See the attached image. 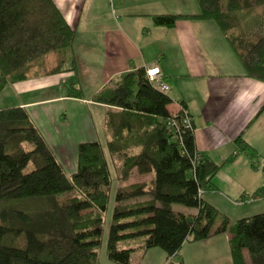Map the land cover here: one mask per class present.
Masks as SVG:
<instances>
[{
	"label": "trees",
	"instance_id": "obj_1",
	"mask_svg": "<svg viewBox=\"0 0 264 264\" xmlns=\"http://www.w3.org/2000/svg\"><path fill=\"white\" fill-rule=\"evenodd\" d=\"M198 2L200 15L156 16L154 24L173 29L180 20L215 22L248 76L264 82V0ZM74 40L54 0H0V96L13 84L74 71L75 61L66 59ZM68 97L83 93L70 84ZM93 100L110 107L106 148L121 162L116 174L96 142L79 146L78 171L68 175L26 109H0V264H101L113 187L134 173L150 178L115 188L110 262L131 264L138 249H161L172 258L186 243L228 233L234 264H264V213L231 223L204 200L216 192L213 179L224 164L196 151L194 124L192 130L183 125L191 116L170 113L171 98L145 70L125 75ZM236 145L257 168V155L242 137ZM174 205L197 214L175 213Z\"/></svg>",
	"mask_w": 264,
	"mask_h": 264
},
{
	"label": "crops",
	"instance_id": "obj_2",
	"mask_svg": "<svg viewBox=\"0 0 264 264\" xmlns=\"http://www.w3.org/2000/svg\"><path fill=\"white\" fill-rule=\"evenodd\" d=\"M54 2L75 31L72 51L66 57L75 61V70L34 77L8 86L2 94L10 92V102L15 103L7 108L27 110L67 174L78 171L79 146L96 142L104 146L116 174L106 148L110 107L94 102L93 97L129 73L158 66L163 74L160 83L172 100L169 112L187 111L193 119L196 151L217 165L224 164L213 179L216 192L206 194L204 200L230 220L263 214L264 164L259 161H264V82L248 76L215 22L180 20L173 29L154 24L156 16L200 15L198 0ZM50 62L56 64L54 57ZM70 84L82 91V99L68 97ZM239 137L254 150L258 168L239 152ZM219 238L194 246L210 243L217 247ZM224 244L208 257L215 264H234L230 237Z\"/></svg>",
	"mask_w": 264,
	"mask_h": 264
},
{
	"label": "rangeland",
	"instance_id": "obj_3",
	"mask_svg": "<svg viewBox=\"0 0 264 264\" xmlns=\"http://www.w3.org/2000/svg\"><path fill=\"white\" fill-rule=\"evenodd\" d=\"M51 65L53 64L51 63ZM9 93L10 92H5L4 94L1 95L0 108H5V106L7 108V106H13V104H15V103L10 102ZM5 104H9V105H5ZM113 161H114L115 168L116 169L119 168L121 162L117 158H114ZM259 162H261V164H264V161L262 160ZM259 165L260 163L257 164V168L259 167ZM30 167L31 165L28 167L29 168L28 171H31ZM263 170H264V167H263ZM138 177L140 176L135 174L134 177L131 178L129 181L119 182L118 184H115V186L113 187V191H112L113 194H112V200L109 206V211L104 216L105 229H104L103 243L100 249V263L101 264H114L107 259L106 247H107V240H108L110 225H111L112 217H113V210L115 207V190H116L115 188L119 185L126 186L133 182H137L139 180ZM146 177L150 178L149 175H146ZM173 210L175 213H178V214L180 213V214H184L187 216H193L194 214H196V211H197L196 209H189L181 205H174ZM236 221L237 219L230 220L231 223L236 222ZM227 237H230L228 233L221 235V238H219L221 240H218V239L215 240V241L221 242L220 244H218L217 247H215L214 244H210V243L209 244L204 243L199 246H194L195 244H189L188 246H186L187 248L181 253V255L173 256V258H168L167 254L161 249H152L149 251L138 249L137 251L132 253L131 264H215V262H213L212 259H209L208 255H210L212 250H216L220 247L223 249L224 239H227ZM199 243H202V242H199ZM224 245H225V249L228 250L229 247L227 246V244L225 243ZM194 251L197 252V258L195 256L196 252Z\"/></svg>",
	"mask_w": 264,
	"mask_h": 264
},
{
	"label": "built area",
	"instance_id": "obj_4",
	"mask_svg": "<svg viewBox=\"0 0 264 264\" xmlns=\"http://www.w3.org/2000/svg\"><path fill=\"white\" fill-rule=\"evenodd\" d=\"M161 69L158 66L151 67L146 70V77L148 81L152 84H155L157 87L162 89L163 91H166L167 88L164 84L160 83V78L162 77ZM184 128L186 130H192L193 129V119L191 117H185L183 121Z\"/></svg>",
	"mask_w": 264,
	"mask_h": 264
}]
</instances>
